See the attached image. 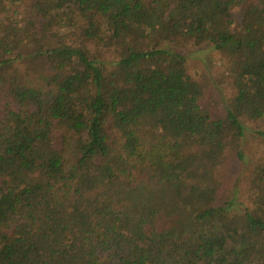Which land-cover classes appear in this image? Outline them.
Segmentation results:
<instances>
[{
    "label": "trees",
    "instance_id": "16d2710c",
    "mask_svg": "<svg viewBox=\"0 0 264 264\" xmlns=\"http://www.w3.org/2000/svg\"><path fill=\"white\" fill-rule=\"evenodd\" d=\"M23 1L0 0V264H264V156L242 193L222 173L264 120V0ZM203 45L222 116L181 52Z\"/></svg>",
    "mask_w": 264,
    "mask_h": 264
},
{
    "label": "rangeland",
    "instance_id": "374dc122",
    "mask_svg": "<svg viewBox=\"0 0 264 264\" xmlns=\"http://www.w3.org/2000/svg\"><path fill=\"white\" fill-rule=\"evenodd\" d=\"M29 4V0L21 3V6ZM17 7V5L15 4ZM52 32L57 30V25L51 22ZM66 31V30H65ZM63 30H59V36H62ZM64 35V34H63ZM186 54V66L188 74L194 80H202L206 77L208 87L205 88L201 105L206 108L212 116H222L225 113L224 103L230 97L231 90L225 83L219 82L223 75L224 60L222 56L213 50L209 45L200 47H188L181 50ZM24 70L25 66H21ZM29 85L40 88L44 85V77L40 74H32L26 77ZM245 132L243 136L244 161H238L236 158H230L223 166V176L230 183H238L240 193L243 191V183L248 175L252 164L260 161L264 156V120L251 122L244 121ZM257 133H262L258 136ZM230 180V181H229ZM232 181V182H231ZM247 195H243V200Z\"/></svg>",
    "mask_w": 264,
    "mask_h": 264
}]
</instances>
